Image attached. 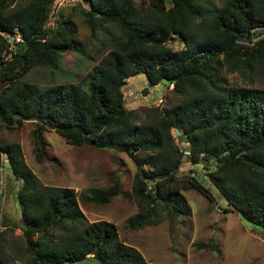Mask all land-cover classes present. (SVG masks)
I'll use <instances>...</instances> for the list:
<instances>
[{
	"label": "trees",
	"instance_id": "trees-1",
	"mask_svg": "<svg viewBox=\"0 0 264 264\" xmlns=\"http://www.w3.org/2000/svg\"><path fill=\"white\" fill-rule=\"evenodd\" d=\"M55 2L0 0V128L33 123L39 161L49 131L71 145L129 156L138 207L127 219L131 229L186 215L183 191L214 202V187L226 213L264 232V0L219 6L148 0L138 7L134 0H80L91 34H109L110 47L80 82L38 85L25 80L32 68L54 71L65 52L82 53L75 22L63 10L55 13ZM223 72L251 85L257 76L261 86L231 85ZM139 73L149 86L172 85L177 101L142 112L127 108L123 87ZM5 163L20 182L19 217L0 219V264H11L4 245L9 226L21 230L26 264H152L120 238L114 223L89 222L80 208L79 200L110 202L121 193L119 179L77 197L71 187L40 182L17 142L0 140V177Z\"/></svg>",
	"mask_w": 264,
	"mask_h": 264
},
{
	"label": "rangeland",
	"instance_id": "rangeland-1",
	"mask_svg": "<svg viewBox=\"0 0 264 264\" xmlns=\"http://www.w3.org/2000/svg\"><path fill=\"white\" fill-rule=\"evenodd\" d=\"M224 0H209L219 6ZM148 0H134L136 7ZM80 0H56L55 13L63 10L75 22L82 53L67 51L54 71L44 67L32 68L25 80L38 85L80 82L83 76L109 49V34H91L82 13ZM178 47V45H175ZM231 85L260 87L255 76L253 84L238 73L223 72ZM148 87V94L141 90ZM166 81L149 86L145 74L139 73L127 79L123 91L125 104L139 112L149 108H165L177 101ZM34 125L26 122L15 129L0 128L2 143L17 142L21 145L26 164L40 182L47 185L71 187L77 197L89 189H107L116 179L121 182V193L107 204L83 202L80 208L87 221L107 220L114 223L120 238L139 250L152 264H264L263 229L246 221L235 213H226L225 199L216 188L211 192L214 202L194 190L183 191L190 211L176 217H167L161 223L140 229L128 227L127 219L138 211L132 194L136 165L125 153L109 148L89 145H71L54 131L44 132V157H36L33 136ZM3 164L0 177V219L3 214L13 221L19 217L15 191L20 182L12 177ZM201 176V165L193 167ZM22 244L21 230L15 226L6 228L5 250L11 264H26L18 247ZM79 264V263H77ZM80 264H90L83 262Z\"/></svg>",
	"mask_w": 264,
	"mask_h": 264
},
{
	"label": "water",
	"instance_id": "water-1",
	"mask_svg": "<svg viewBox=\"0 0 264 264\" xmlns=\"http://www.w3.org/2000/svg\"><path fill=\"white\" fill-rule=\"evenodd\" d=\"M148 90H149L148 87H146V88H144V89L141 90V93H140V94H141L142 96H146V95L148 94ZM175 134H176V135L179 134V130H178V129H175Z\"/></svg>",
	"mask_w": 264,
	"mask_h": 264
},
{
	"label": "built area",
	"instance_id": "built-area-1",
	"mask_svg": "<svg viewBox=\"0 0 264 264\" xmlns=\"http://www.w3.org/2000/svg\"><path fill=\"white\" fill-rule=\"evenodd\" d=\"M12 41H15V42L20 41V37H19V35H16V36L12 39ZM185 153H187V152H185ZM191 176H194V173H191Z\"/></svg>",
	"mask_w": 264,
	"mask_h": 264
}]
</instances>
